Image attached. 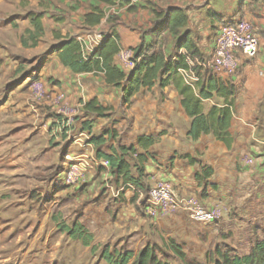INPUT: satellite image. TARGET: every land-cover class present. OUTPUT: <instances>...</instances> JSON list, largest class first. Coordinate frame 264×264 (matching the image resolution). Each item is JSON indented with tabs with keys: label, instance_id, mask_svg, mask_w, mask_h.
Wrapping results in <instances>:
<instances>
[{
	"label": "crops",
	"instance_id": "0c3cea01",
	"mask_svg": "<svg viewBox=\"0 0 264 264\" xmlns=\"http://www.w3.org/2000/svg\"><path fill=\"white\" fill-rule=\"evenodd\" d=\"M7 4L10 10L0 13V28L13 35L15 51L0 45V83L4 81L7 89L0 94V124L8 123L7 127H12V131L16 128L23 130L24 125L16 126L17 119H36L32 125L37 134L47 135L49 132L52 143L64 142L60 153L62 171L52 177L50 184L35 185L29 188L28 194H20L23 196L20 200L11 202L14 213L26 207L31 212V196L41 194V204L48 198L53 199L48 202L52 204L59 197L60 203L63 202L65 206L64 202H72L82 208L77 219L80 224L74 222L71 226L73 232L69 230V237H73L76 243L79 240L76 229L81 228L87 217L86 221L97 222L104 228L110 227L112 232L126 230L127 234H140L136 247L127 253L129 259L134 258L139 245L142 247L149 241L145 236V221L149 215L147 211L151 208L145 202L140 203L143 209L122 207L130 205V197H134L133 190L125 189L119 195L125 197L127 205L117 203L115 199L117 213L114 212L109 223V203L103 204L102 201L109 198V190L105 186L110 175L108 167L98 164L95 147L89 143L91 136L101 134L114 122L112 127L118 136L116 140H108L103 148L105 152H109L108 147L116 142L135 145L139 136L155 137V143L148 148L150 158L145 163V181L149 188L162 181L174 187L183 198L197 196L200 203L218 210L219 219L213 224L216 228L237 221L257 226L255 220L264 217V0H12ZM174 8L183 10L187 16V24L180 30V35L188 33L204 57H211L216 38L227 24H234L240 19L248 20L257 36L256 56L251 59L241 58L242 63L234 73L217 77L234 88L229 127L233 141L230 146L208 134L196 141L189 138L190 118L182 108L181 96L174 84L164 88L155 84L150 89H140L131 103L124 106L128 107L125 108L127 116L131 117L128 126L122 127L125 119L120 117L109 122V118L86 114L81 105L93 99L104 107L111 106L113 111L120 108L121 90L107 84L103 74L74 73L59 59L62 43L67 36L75 39L86 37L89 31H100L105 36L116 34L120 49L132 50L137 46L147 48L154 45V49L160 47L166 56L177 55L183 52L177 47L178 37L163 29L164 20L156 15V12ZM97 12L100 14L99 20L87 23L86 15H95ZM30 13L40 16L43 29L35 42L30 38L33 33ZM117 54L114 56L115 64L125 73H130L132 69L123 67ZM36 79H40L44 90L51 91L52 98L60 95L61 104L76 108L79 106L81 116L65 124L56 114L54 105L29 100L26 94L28 85ZM115 91H119V94H115ZM221 101L213 96L203 103L209 102L212 105ZM28 140L15 142L7 155H0V192H5V200L12 191L20 190L14 187L15 181L21 177H32L16 172L21 169L17 168L18 163L26 158L23 148L28 145ZM138 152L143 150L139 149ZM183 155H188L196 162L190 163ZM200 166H209L213 170L207 184H199L195 179ZM68 167L77 170L83 180L76 184L67 183L65 173ZM6 169L9 174H6ZM59 179L61 182L54 185ZM46 191L48 194H44ZM25 195L28 199L24 198ZM141 196L140 193L134 203ZM9 207L5 206L3 210L9 211ZM98 211H102L103 216L98 217ZM20 215L26 217L27 214L22 211ZM19 216L13 220L21 221ZM148 218L151 219L148 221L151 233L156 232L165 240L171 234L164 237L166 235L162 229H176L178 225L185 228L183 221H187L181 210L164 216L149 215ZM216 228L213 229L212 225L199 226L193 221L190 228L183 231L190 233V238L202 235L212 240L219 238L222 233ZM113 250V253L117 252ZM100 254L103 256L105 251H100Z\"/></svg>",
	"mask_w": 264,
	"mask_h": 264
},
{
	"label": "rangeland",
	"instance_id": "374dc122",
	"mask_svg": "<svg viewBox=\"0 0 264 264\" xmlns=\"http://www.w3.org/2000/svg\"><path fill=\"white\" fill-rule=\"evenodd\" d=\"M9 1L12 0H0V13H3L4 10H6V13L9 12L10 9L7 4L9 3ZM92 33L93 31L87 32V40L89 39V37L87 36L91 35ZM13 40V35L10 34L8 30L0 28L1 46L3 45L6 49L15 51V43ZM209 58L206 57V60H208ZM37 80L40 81V79ZM28 86L29 88L26 94L28 99L33 102L44 101L50 106L54 105L55 112L56 110H59L60 112L67 106L73 107L72 105L65 106L63 103L62 105H58L57 103H60L61 101L60 95H54V97L52 98V94L50 93L51 91H48L46 89V92L44 90V95L37 99L30 88V83ZM6 91L7 89L5 88L3 81L2 83H0V94L5 93ZM115 94H119V91L118 93L115 91ZM204 104L206 109L211 105L209 102H206ZM82 106L83 105H81V107ZM124 106L125 105H122V103L120 102V108H117L115 111H113V109L112 113L110 112L109 122H111V120L115 117H120L122 119H125V123L122 127H125L126 125L128 126L129 122H131V117L127 116L126 109H128V107ZM73 108L75 109V111H73L74 114L72 115V122L75 121V118L81 116L82 113L81 111H79V106L78 108ZM9 120H11V118ZM35 120L30 118L26 120L17 119L16 126L20 127L21 125H24L23 130H21V128H16L12 131L10 129L12 127H7L8 123L1 121L2 123L0 124V136H2L0 137V155H7L15 142L29 139L28 145H25L26 147L23 148L25 153L27 155L29 154V157L26 155V158H22L21 162L17 165V168L20 167L21 169L17 170L16 172L18 174L20 173L25 174L26 176H32L31 178L21 177V179L15 181L16 183L14 187L20 190L12 191L8 199L5 200L3 197L5 192H0V205L4 207H9L10 205V212L8 211V209L3 210L4 207L0 208V264H122V257L120 256L126 255L127 253H129V250L132 251L133 248L136 247L135 244L140 234H127L126 230L120 233L119 231L116 232V230L112 232L110 227L104 228L97 222L94 223L86 221L88 220L86 217L82 225L80 226L81 228L76 229V231L78 232L77 234L79 235V240L77 239L78 242L76 243L75 239H73V237H69V235L71 232H73L71 226L74 225V222H76V224H80L77 219L79 218V210L82 208L80 205H76L72 202H64L68 206L67 207L62 204L63 202L60 203L61 198L59 197H57V201L53 202L52 204H49V201L53 200L50 198H48L46 202L41 204V194L35 196L30 195V206L32 207V211L29 212V209H26L28 207H26L25 209H21L20 211H17L16 209L19 214L22 211L27 214L26 217L24 215L19 216L17 212L14 213V211L11 210V202H13L14 200H20V198L23 197L20 194H23V192L28 194L29 188H33L35 185L42 186L43 184L46 185L47 182L50 184L53 180L52 177L55 176V174L60 173L63 168L60 159V153L62 144H64V142L56 144L52 143L49 132L47 135L41 133L37 134L36 131H34V127L32 125ZM113 123L114 122L110 124L109 128H112ZM3 136L6 138L3 139ZM39 153H42V156L39 155ZM63 159L65 158L63 157ZM65 161H67V159H65ZM243 162L244 160L241 161V163ZM71 168L73 167H68V170ZM6 174H9L7 169ZM81 180H83V176L79 174L77 182L75 181V183L73 184L78 183V181L81 182ZM110 180L111 179L109 177V181L105 186V189L109 190V198L102 201L103 204H106V202L107 204L109 203V223H111L110 221L112 220L114 212L116 211L115 214L117 213V206L115 207L114 200L117 199V203L123 202L124 205H127V202H125L124 200L125 197H121L119 195L121 185H119V189H116L115 184ZM60 182L61 180L59 179L58 182L53 184L58 185V183ZM44 194H48V191H46ZM38 196L40 198H38ZM147 196L148 193L146 195L142 194L140 200H138L136 203H134L135 201H132V198L130 197V205L122 207L130 208L133 206L134 209H143L141 204H144L145 198ZM179 196L181 197L180 194ZM24 198L28 199L26 195ZM181 198L183 199V197ZM184 198H186L187 200L196 199L198 201L197 196L194 195L186 196ZM38 203H40L41 206ZM202 205L205 206L204 204ZM179 210H181V212L183 211V213L186 215L187 221H183L185 224L184 227L187 229L190 228L191 223L194 220L190 218L189 214L186 211H184L183 209ZM131 211L133 212V210ZM147 212L149 215H154L151 213V210H148ZM96 214L98 217H100L102 215V211H98ZM145 214L147 213L145 212ZM155 215H158V213H155ZM18 216L22 219L21 221H18L17 219L13 220ZM148 217L145 221V229L147 233H145V236L147 237V240H149V242L154 243L158 247L157 253L161 258L163 264H212V259H210L212 257H210V254L218 244L219 246H221L222 251H227L231 255L244 256L250 253L252 246H254L256 242L264 240V217L255 220L257 226L253 224L250 225L251 223L237 221L236 223L232 222L231 224L223 226L222 224L219 225L217 223V226H219L216 228L213 225L214 223L202 224L201 222L194 221L199 226L204 227L206 225H212L213 229L216 228L218 230H221L222 233H220L219 238H215L216 240H211L210 237L208 239L203 238L202 235L201 237L199 235L198 238L195 236L194 238H190L191 234L183 231V229H186L181 227L180 225H178V228L176 229H162L161 231L166 235H163L164 237H167L168 234H171V237L170 235H168V237L166 238L167 240L171 238L177 245L181 246L184 256L182 260H179L175 256L166 254L165 250L163 248H160V246L162 245V236L156 232L151 233L152 229L151 227H149L148 222L151 219ZM74 227L79 228L78 226ZM154 227L156 226L154 225ZM211 232H213L212 229ZM72 240L74 241L72 242ZM140 245L139 249L141 248ZM85 248H87V251H84ZM112 248L117 252L113 253L114 250ZM100 251H105V254L107 253L108 255H112L114 260L112 262H109V260L103 257L105 256V254L102 256V254H100ZM78 254L81 256L79 257ZM133 259L134 258L128 259V261L124 264H132Z\"/></svg>",
	"mask_w": 264,
	"mask_h": 264
},
{
	"label": "trees",
	"instance_id": "16d2710c",
	"mask_svg": "<svg viewBox=\"0 0 264 264\" xmlns=\"http://www.w3.org/2000/svg\"><path fill=\"white\" fill-rule=\"evenodd\" d=\"M87 14V23H96L100 14ZM157 17L164 21L163 29L178 37L177 47L183 52L174 56H166L162 49L152 47L143 48L137 46L132 49L135 67L130 73H125L114 62V56L120 50V43L116 34L105 36L102 43L87 57L82 54L81 44L77 39L67 36L62 43L59 52L61 63L68 66L74 73L91 72L93 74H103L107 84L115 86L121 90L122 105H129L133 96L142 88L150 89L155 84L164 88L169 84H174L181 96V105L185 114L190 118L188 136L193 141L202 135H212L216 140L226 146H230L233 141L229 133L232 119V104L234 88L219 80L209 69L203 70L202 63L206 61L197 46L189 38L188 33L180 35V30L187 24V16L183 10L174 8L166 12H156ZM29 19L33 27L30 38L34 39L43 32L40 16L29 14ZM23 43L24 40H23ZM34 44V43H33ZM189 60L193 63H189ZM1 63V61H0ZM179 69L190 70L197 75V80L193 86L187 84ZM203 70V71H202ZM203 73H202V72ZM213 96L220 98L221 103L215 102L207 109L204 107V100ZM86 114H93L98 117H110L113 108L102 106L93 99L83 104ZM87 127V123H85ZM118 134L114 127L107 128L99 135H93L89 143L95 147V157L97 160H107L110 181L115 184L116 189L121 185L120 193L125 189L134 191L132 201L138 195L148 193V185L145 181V163L150 158L148 148L155 143V137L142 135L137 137L136 144L125 145L116 142L108 147L109 152L103 150L108 140L117 138ZM142 149L143 152H138ZM188 158L190 163L196 161ZM213 175V170L209 166H200V170L195 174V179L199 184H207V179ZM119 193V194H120ZM166 254L175 256L179 260L183 259L181 246L177 245L171 238L165 240L161 238ZM157 246L147 241L135 255L132 264H163L157 253ZM122 264L128 261L130 255H123ZM212 264H264V240L258 241L252 246L249 254L244 256L231 255L227 251H222L219 244L215 246L210 254ZM104 258L112 262V255L105 254Z\"/></svg>",
	"mask_w": 264,
	"mask_h": 264
},
{
	"label": "built area",
	"instance_id": "2783aa9c",
	"mask_svg": "<svg viewBox=\"0 0 264 264\" xmlns=\"http://www.w3.org/2000/svg\"><path fill=\"white\" fill-rule=\"evenodd\" d=\"M87 40L86 37H78L81 44L82 54L87 58L103 41L105 34L100 31H93ZM258 52V39L253 32L251 23L248 20L240 19L234 24H227L223 27L220 35L216 38L211 57L202 63V66L209 69L216 77L234 73L241 65V58L251 59ZM118 61L123 67L134 69L135 61L131 49H120L118 51ZM189 63H193L189 60ZM185 82L193 86L197 80V75L190 70H178ZM30 88L37 98L44 94L43 84L39 80H32ZM61 99V97H60ZM62 105L61 103H57ZM67 106V105H65ZM75 109L67 106L62 111L56 110V114L62 118L65 124L72 123V115ZM65 115H63V114ZM98 164L108 167L107 160H99ZM79 172L74 168L66 171L65 181L69 184L77 182ZM145 203L151 208V213L164 216L183 209L190 218L201 223H215L218 217L216 208H207L196 199L181 198L176 190L168 183L157 182L148 190Z\"/></svg>",
	"mask_w": 264,
	"mask_h": 264
}]
</instances>
